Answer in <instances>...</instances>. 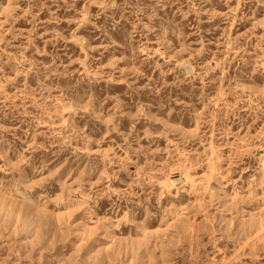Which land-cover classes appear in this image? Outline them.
<instances>
[{"label":"rangeland","instance_id":"rangeland-1","mask_svg":"<svg viewBox=\"0 0 264 264\" xmlns=\"http://www.w3.org/2000/svg\"><path fill=\"white\" fill-rule=\"evenodd\" d=\"M0 264H264V0H0Z\"/></svg>","mask_w":264,"mask_h":264},{"label":"bare ground","instance_id":"bare-ground-1","mask_svg":"<svg viewBox=\"0 0 264 264\" xmlns=\"http://www.w3.org/2000/svg\"><path fill=\"white\" fill-rule=\"evenodd\" d=\"M170 182V181H169ZM260 233V232H259Z\"/></svg>","mask_w":264,"mask_h":264}]
</instances>
